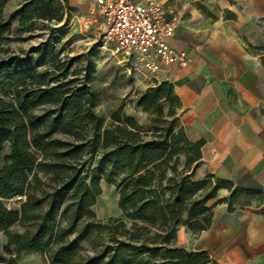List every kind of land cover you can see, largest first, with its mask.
<instances>
[{"label": "trees", "instance_id": "obj_1", "mask_svg": "<svg viewBox=\"0 0 264 264\" xmlns=\"http://www.w3.org/2000/svg\"><path fill=\"white\" fill-rule=\"evenodd\" d=\"M0 46L31 37L42 24L66 27L67 0H20L4 19ZM26 36L25 38H22ZM36 55L35 58L32 55ZM45 42L24 55L0 54V233L7 254L34 253L46 264H210L206 251L176 246L178 228L193 235L209 228L207 202L227 189L228 211L264 203V193L194 180L204 141L190 142L178 124L180 104L169 83L137 93L132 105L149 114L145 131L121 109L104 119L95 111L92 65L82 56L60 58ZM9 155L1 162L4 147ZM115 188L122 219L102 225L92 211L101 185ZM243 197L244 204L237 203ZM21 198L19 209L5 202ZM21 233H11L14 226ZM106 229L109 241L84 254L80 243ZM213 264H217L213 262Z\"/></svg>", "mask_w": 264, "mask_h": 264}, {"label": "crops", "instance_id": "obj_2", "mask_svg": "<svg viewBox=\"0 0 264 264\" xmlns=\"http://www.w3.org/2000/svg\"><path fill=\"white\" fill-rule=\"evenodd\" d=\"M67 1L73 12L84 10L87 1L94 8L93 0ZM157 2L173 25L168 46L189 65L159 64L151 79L173 87L187 139L204 141L194 180L211 176L213 182L264 193V0ZM228 197L220 189L207 202V230L193 235L178 228L176 246L208 252L210 264H264V203L229 212Z\"/></svg>", "mask_w": 264, "mask_h": 264}, {"label": "rangeland", "instance_id": "obj_3", "mask_svg": "<svg viewBox=\"0 0 264 264\" xmlns=\"http://www.w3.org/2000/svg\"><path fill=\"white\" fill-rule=\"evenodd\" d=\"M19 4L20 0H8L3 11L4 19L9 21L14 29L17 27V19L12 14ZM86 4L84 10L71 12L66 27L53 26L56 34L52 38L51 32L39 23L35 33L24 41H17L15 36H10L9 41L0 46V54L24 55L33 48L51 41L55 50L61 52L60 58L84 57L83 61L89 60L92 65L91 85L97 94L95 111L104 119V128L111 124V114L121 109L147 131L150 129L153 117L135 109L132 102L137 93H143L157 83L151 79V75L144 72L140 64L133 60H123L108 44L102 42L101 17L98 12L91 9V3L87 1ZM32 56L35 58L36 55ZM8 155L9 149L5 146L1 155L2 164L5 163L4 160ZM101 189L102 194L97 198L92 211L102 225L113 226L110 220L122 219L118 209V194L112 186L102 184ZM20 201L21 198H14L4 204L7 208L16 210L19 209ZM245 202L243 197L237 199L239 204ZM10 232L19 234L22 230L17 225ZM108 241V231L101 229L93 233L88 241L81 242L80 246L84 254H91ZM5 245L6 238L0 233V264H46L45 257L38 254H7L4 251Z\"/></svg>", "mask_w": 264, "mask_h": 264}, {"label": "built area", "instance_id": "obj_4", "mask_svg": "<svg viewBox=\"0 0 264 264\" xmlns=\"http://www.w3.org/2000/svg\"><path fill=\"white\" fill-rule=\"evenodd\" d=\"M93 10L101 17L102 42L123 60L140 64L153 76L159 64L186 68L189 60L167 44L173 25L164 20L157 0H93ZM155 56L157 61L151 60Z\"/></svg>", "mask_w": 264, "mask_h": 264}]
</instances>
